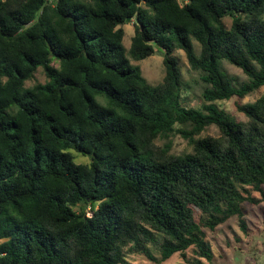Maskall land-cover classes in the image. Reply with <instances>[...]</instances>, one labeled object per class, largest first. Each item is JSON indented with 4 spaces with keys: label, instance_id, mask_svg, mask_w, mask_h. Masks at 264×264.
Listing matches in <instances>:
<instances>
[{
    "label": "trees",
    "instance_id": "trees-1",
    "mask_svg": "<svg viewBox=\"0 0 264 264\" xmlns=\"http://www.w3.org/2000/svg\"><path fill=\"white\" fill-rule=\"evenodd\" d=\"M176 49L203 84L196 108ZM157 51L150 85L129 57ZM263 86L264 0H0V264L210 259L206 231L233 217L247 230L243 204L264 196V95L240 104ZM232 97L244 119L220 107ZM174 134L188 153L157 144Z\"/></svg>",
    "mask_w": 264,
    "mask_h": 264
},
{
    "label": "rangeland",
    "instance_id": "rangeland-1",
    "mask_svg": "<svg viewBox=\"0 0 264 264\" xmlns=\"http://www.w3.org/2000/svg\"><path fill=\"white\" fill-rule=\"evenodd\" d=\"M224 25L230 26V19H224ZM124 31L123 45L128 51L130 47L131 38L134 34L133 21L127 22L122 26ZM194 43V50L199 53L200 46ZM173 56L177 60L178 68L181 74V91L183 97V103L187 107L196 108L201 101V92L203 90V84L199 79V74L196 71L191 70L185 54L182 50L176 49ZM129 57V56H128ZM130 62L133 65L139 66L142 77L150 85H157L164 76V67L162 63V54L157 51L154 55L142 60L134 61L130 57ZM221 68L227 73L229 77L234 81L235 85H239L243 82H247V77L242 71L229 63L222 61ZM56 66V63H53ZM45 76L41 69H38L34 77L28 81L26 87H31L37 83H44ZM264 95V86L259 88L252 94L245 96L240 100V104L251 103L260 96ZM236 97H232L228 101L220 103V107L223 108L227 114L237 118L244 119V116L236 109L235 102ZM210 135L217 136L218 130L215 126L206 128L200 137ZM159 146H163L169 143L173 154H184L191 150V145L188 140L184 139L179 134L172 135L167 140H157ZM75 160L77 163H88V159L77 153ZM264 191V186H263ZM251 195L258 200L256 205L245 202L243 204V219L246 224L247 230H241L236 217L229 219L226 223L218 226L215 231H206V240L211 247L210 259L198 258L195 256L193 249L185 251L184 256L179 253L173 254L168 259L161 262L150 261L143 255L131 254L127 256V261L131 264H264V196L258 192H251ZM152 252L158 256V251L152 247ZM199 263H196V260Z\"/></svg>",
    "mask_w": 264,
    "mask_h": 264
},
{
    "label": "water",
    "instance_id": "water-1",
    "mask_svg": "<svg viewBox=\"0 0 264 264\" xmlns=\"http://www.w3.org/2000/svg\"><path fill=\"white\" fill-rule=\"evenodd\" d=\"M129 21H130V19L128 18V19H127V22H129Z\"/></svg>",
    "mask_w": 264,
    "mask_h": 264
}]
</instances>
